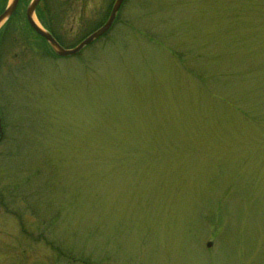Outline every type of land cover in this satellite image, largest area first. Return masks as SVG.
Returning a JSON list of instances; mask_svg holds the SVG:
<instances>
[{"label": "rangeland", "instance_id": "374dc122", "mask_svg": "<svg viewBox=\"0 0 264 264\" xmlns=\"http://www.w3.org/2000/svg\"><path fill=\"white\" fill-rule=\"evenodd\" d=\"M0 114V264H264V0H124Z\"/></svg>", "mask_w": 264, "mask_h": 264}, {"label": "flooded vegetation", "instance_id": "af4514ba", "mask_svg": "<svg viewBox=\"0 0 264 264\" xmlns=\"http://www.w3.org/2000/svg\"><path fill=\"white\" fill-rule=\"evenodd\" d=\"M12 3L14 9L10 11ZM31 3L33 0H0V74L26 71L28 61L41 60L46 53L53 58L46 40L31 22L59 43L75 37L80 42L102 26L110 12L105 0H38L29 13ZM3 139L0 114V143Z\"/></svg>", "mask_w": 264, "mask_h": 264}, {"label": "water", "instance_id": "95a60500", "mask_svg": "<svg viewBox=\"0 0 264 264\" xmlns=\"http://www.w3.org/2000/svg\"><path fill=\"white\" fill-rule=\"evenodd\" d=\"M124 0H115L111 10L110 14L106 20V22L98 28L96 31L88 35L86 38H84L78 45H76L73 48H63L58 42L50 36L46 31L42 30L40 27L36 26L34 23L31 22V25L33 26L34 30L44 37V39L47 41L50 49L52 52L62 58L65 57H71L76 55L79 51H81L83 48L91 44L94 40L98 39L99 37L103 36L113 25L114 20L117 16V13L122 5ZM38 2V0H33V3L30 4L28 12L31 13L32 9L34 8L35 4ZM14 9V3H12V6L10 8V11ZM211 243H207V247H210Z\"/></svg>", "mask_w": 264, "mask_h": 264}]
</instances>
